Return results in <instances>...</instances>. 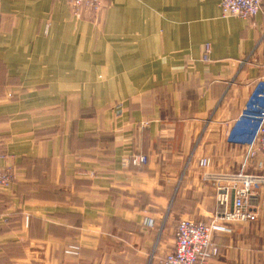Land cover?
Listing matches in <instances>:
<instances>
[{
	"label": "crops",
	"instance_id": "0c3cea01",
	"mask_svg": "<svg viewBox=\"0 0 264 264\" xmlns=\"http://www.w3.org/2000/svg\"><path fill=\"white\" fill-rule=\"evenodd\" d=\"M221 1L0 0V264H162L181 219L222 213L199 162L243 168L264 0L248 20ZM246 173L264 178L262 154ZM250 207L209 264H264V185Z\"/></svg>",
	"mask_w": 264,
	"mask_h": 264
},
{
	"label": "built area",
	"instance_id": "2783aa9c",
	"mask_svg": "<svg viewBox=\"0 0 264 264\" xmlns=\"http://www.w3.org/2000/svg\"><path fill=\"white\" fill-rule=\"evenodd\" d=\"M77 16L81 10L101 12L104 0H63ZM223 17H238L245 20L256 17L262 7V0H222ZM207 46V52H209ZM122 108H117L120 115ZM240 120L249 122L253 128L231 139L232 142L244 145L247 157L243 168L237 174H213L208 171L212 165L210 158H203L199 167L205 170L204 180L214 186L218 193V201L223 211L210 223L197 222L193 219H181L174 237V249L162 260V264H209V261L219 253L213 244L215 232H231L227 224H245L257 220V214L251 210L250 203L253 193L264 185V178L246 173L247 166L259 154L264 156V80L258 82L255 90L243 109ZM5 155L0 153V191L12 185L13 176L4 172L2 163ZM147 156H138L134 162L147 163ZM26 217V226L29 225ZM76 253V252H73Z\"/></svg>",
	"mask_w": 264,
	"mask_h": 264
},
{
	"label": "rangeland",
	"instance_id": "374dc122",
	"mask_svg": "<svg viewBox=\"0 0 264 264\" xmlns=\"http://www.w3.org/2000/svg\"><path fill=\"white\" fill-rule=\"evenodd\" d=\"M122 113V112H121Z\"/></svg>",
	"mask_w": 264,
	"mask_h": 264
}]
</instances>
